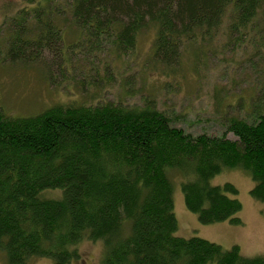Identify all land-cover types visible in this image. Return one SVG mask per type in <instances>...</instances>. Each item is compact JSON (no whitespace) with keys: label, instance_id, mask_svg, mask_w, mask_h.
<instances>
[{"label":"trees","instance_id":"1","mask_svg":"<svg viewBox=\"0 0 264 264\" xmlns=\"http://www.w3.org/2000/svg\"><path fill=\"white\" fill-rule=\"evenodd\" d=\"M22 1L3 33L4 58L23 65L42 48L57 49V39L68 50L62 34L71 28L89 43L113 37L117 51L149 25L152 52L166 66L182 49L194 67L228 46L264 56V0H64L63 27L55 0ZM261 82L250 98L253 119L231 115L220 135L186 132L150 100L54 103L20 116L0 105L3 260L70 264L88 239L101 243V264H264V255L244 256L237 244L177 236L171 175L182 176L185 207L200 223L240 221L235 184L211 182L223 170L247 172L250 194L264 200V73Z\"/></svg>","mask_w":264,"mask_h":264},{"label":"rangeland","instance_id":"2","mask_svg":"<svg viewBox=\"0 0 264 264\" xmlns=\"http://www.w3.org/2000/svg\"><path fill=\"white\" fill-rule=\"evenodd\" d=\"M55 2L59 3L55 23L63 27L61 19L68 20L66 1ZM23 5L22 0H0V105L6 113L31 115L54 103L75 101L97 104L120 100L128 106H141L150 100L175 120L174 125L193 135H220L231 115L253 119L248 114L249 104L255 88L262 83V53L234 54L228 46L217 56L199 59L194 67L182 49L178 60L166 66L152 52L155 32L151 25L138 31L132 48L120 47L117 51L113 37L89 43L79 39L75 28H71L62 35L72 44V50L68 47L60 52L63 40L57 39V49L42 48L38 61L23 65L4 58L8 40L3 33L17 6ZM64 59L70 65L60 69ZM43 69L50 70V74ZM171 175L177 236L204 237L224 249L237 244L247 257L264 255V200H255L250 194L254 183L247 172L226 169L211 179L215 185L228 181L237 187L235 197L242 208L236 214L240 221L235 223L229 219L200 223L196 213L185 207L178 185L182 176L174 172ZM102 250L98 240L82 239L77 244L79 258L70 264H101ZM2 256L0 253V264H6ZM41 261L48 263L50 259Z\"/></svg>","mask_w":264,"mask_h":264}]
</instances>
